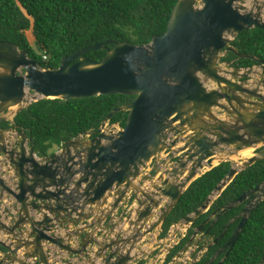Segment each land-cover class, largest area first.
Instances as JSON below:
<instances>
[{"label":"water","instance_id":"water-1","mask_svg":"<svg viewBox=\"0 0 264 264\" xmlns=\"http://www.w3.org/2000/svg\"><path fill=\"white\" fill-rule=\"evenodd\" d=\"M263 16L264 0H177L166 30L148 43L89 44L47 69L26 50L0 40V124L40 98L134 96L113 107L97 129L40 158L26 146L21 128L0 127V264H59L61 252L84 258L80 264H129L142 238L161 226L193 180L222 161L231 162L206 200L180 220L183 225L207 211L238 172L264 158V59L231 44L242 30H264ZM107 44L113 47H105L101 59L84 56ZM226 52L256 64L231 67L221 62ZM120 111L127 113L124 126L107 131ZM178 142L183 145L175 147ZM246 148L257 149L256 154L236 168L230 157ZM129 198L136 207L112 221ZM263 199L264 180L196 226L189 243L198 233L207 236L221 214L246 201L218 237L239 218L235 230L205 264L233 247ZM86 206L91 208L85 211ZM259 264H264V244Z\"/></svg>","mask_w":264,"mask_h":264},{"label":"trees","instance_id":"trees-1","mask_svg":"<svg viewBox=\"0 0 264 264\" xmlns=\"http://www.w3.org/2000/svg\"><path fill=\"white\" fill-rule=\"evenodd\" d=\"M177 0H0V40L16 44L26 50L28 57L39 62L42 68H56L63 56L75 50L107 40H120L130 44H146L152 36L166 30L173 6ZM30 30L33 45L26 31ZM231 44L238 52L264 59V30L250 28L240 31ZM91 50L84 56L99 60L105 55ZM43 55L46 56L43 59ZM221 62L231 67H248L256 64L250 58L237 59L233 52H226ZM134 96L124 94H99L84 98L63 100L40 98L22 108L13 116V124L21 128L39 157L50 155L63 143L80 133L98 128L103 118L118 105L130 102ZM126 112H117L109 123L124 126ZM9 125L8 121L1 124ZM231 166L222 161L193 180L182 193L161 224L160 238L166 236L171 225L197 209L222 180ZM264 180V158L238 172L217 196L208 210L202 213L168 252L164 262L180 251L190 240L194 228L213 210L233 201L242 193ZM243 208L240 204L221 214L209 234L217 237L199 259L192 264H205L235 230L239 218L227 230L223 226ZM208 224L204 226V229ZM264 244V199L258 203L241 229L233 247L222 251L212 264H259ZM0 250H4L0 246Z\"/></svg>","mask_w":264,"mask_h":264},{"label":"rangeland","instance_id":"rangeland-1","mask_svg":"<svg viewBox=\"0 0 264 264\" xmlns=\"http://www.w3.org/2000/svg\"><path fill=\"white\" fill-rule=\"evenodd\" d=\"M264 18V16H263ZM26 36L27 39L29 40V43H31L32 46L33 45V37L31 35L30 30L26 31ZM257 149H253L252 150V154H256ZM252 156V155H251ZM238 159L236 161H234V165H237L241 162H243V160H245L246 158L243 157H237ZM164 202H167V200L165 199ZM176 224H180L178 226L175 227L174 231L176 230L177 227H181V228H185L183 231H178L176 233V236L172 238V240H168V241H160L161 239H159V233L161 231L160 227L155 229L153 231V233L148 234L145 238L144 241L140 242V250L137 251L134 249L133 254H137L138 252H143V255L141 254H137L135 257V260L130 262L129 264H161L164 260V258L162 257V254L164 253V250H168L176 243V241L178 240L180 233L184 234L186 232V229L188 228V225H184L183 226V222L180 221ZM176 224H174L173 226H175ZM180 232V233H179ZM166 237V236H165ZM163 237V238H165ZM162 238V239H163ZM168 243L169 246H167L165 248V245ZM165 248V249H164ZM187 248V247H186ZM187 251H190L189 255L191 260H194L195 257H199L202 253L203 250L199 251L198 248L196 247V244H192L190 246V249L187 248ZM199 251V252H198ZM166 252V251H165ZM183 252V251H182ZM183 254V253H182ZM179 255L181 256L180 259H172L169 264H185L184 263V259H183V255ZM196 254L195 257H193V255ZM147 255V257H146ZM192 263V262H191Z\"/></svg>","mask_w":264,"mask_h":264},{"label":"flooded vegetation","instance_id":"flooded-vegetation-1","mask_svg":"<svg viewBox=\"0 0 264 264\" xmlns=\"http://www.w3.org/2000/svg\"><path fill=\"white\" fill-rule=\"evenodd\" d=\"M6 121H8V120H6ZM4 122H5V121H4ZM8 122H9V125H8L7 127H3V126H1V124H2L3 122L0 124V127H3V128H10V127L15 128L16 125H14L13 122H10V121H8ZM15 129H16V128H15ZM84 138H85V137H84ZM58 150H59V149H58ZM127 202H129V203H127V205H126L127 208H124V209H121V207H118V208H117L116 213H115V215H114V219L116 218V221H118V218L120 217V214L123 212V210H129V209L132 207V204H131V202H132V198H129V201H127ZM245 203H246V201H245L244 203H242V204H243V207H244ZM135 204H136V202H135ZM119 206H120V205H119ZM135 207H136V206H135ZM207 210H208V209H207ZM237 215H238V214H237ZM209 216H210V215H209ZM123 217H125V216H123ZM207 217H208V216H207ZM207 217H206V218H207ZM206 218H205V219H206ZM114 219H113V220H114ZM205 219H204V220H205ZM231 219H232V218H231ZM236 219H237V218H236ZM113 220H112V221H113ZM234 220H235V219H234ZM234 220H233V221H234ZM116 221H114V222H116ZM202 221H203V220H202ZM106 222H107V221L104 222V225L106 224ZM177 223H178V222H177ZM175 224H176V223H175ZM173 225H174V224H173ZM173 225H171V227H170V229L168 230V232H167L165 238L162 239V238L159 237V239H161L160 241H163V242H164V241L172 240V238L176 236V233H177L178 231H180V230L183 231V230L185 229V228L177 227L176 230L173 231L172 236L169 237L168 240H165L166 238H168V233L170 232V230L173 229V228L175 229V227L178 226V225H180V224H176L175 226H173ZM190 225H191V224H190ZM190 225H188V227H189ZM183 226H184V225H183ZM207 226H208V225H207ZM195 228H196V227H195ZM195 228H194V230H195ZM160 229H161V226H160ZM174 229H173V230H174ZM186 230H187V229H186ZM193 232H194V231H193ZM179 233H180V232H179ZM185 233H186V232H185ZM185 233H184V234H185ZM159 234H160V233H159ZM184 234L180 233V236H179V238H178V240L176 241L175 244H177V242L179 241V239H180L181 237H183ZM200 234H201V233H198V235H195V236H194V239H193V241H192L191 243H189V241H188V242L184 245V247H183L180 251H178V252H177V253L171 258V260H172V259H175V258L180 259L181 256H179V255H181L182 253L184 254V256H183V258H184L186 252H189V253H190V251H187V248L190 249V246H191L192 244H196V247L198 248L199 251L203 250V252H205V250H206L211 244H214V243L216 242V241H214V239H216L217 237H215L214 235H210V234H208L207 236H204V237L201 238V235H200ZM219 235H220V234H219ZM219 235H218V236H219ZM146 236H147V235H146ZM146 236H145V237H146ZM145 237H143L142 240H141L140 242L144 241V238H145ZM191 237H193V233H192ZM190 239H191V238H190ZM175 244H174V245H175ZM174 245H173V246H174ZM207 245H208V246H207ZM140 246H141V245H140V243H139V245H137V247L135 248V250L139 251V250H140V249H139ZM167 246H169L168 243L165 245V248H166ZM173 246H172V247H173ZM222 246H223V245H222ZM222 246H221L220 248H222ZM172 247H171V248H172ZM186 247H187V248H186ZM165 248H164V249H165ZM171 248H170V249H171ZM220 248H218V249H220ZM170 249H169V251H170ZM218 249H217V250H218ZM217 250H216V251H217ZM165 251H166V252H165ZM169 251H168V250H164V253L162 254V257L164 258V260H165V258H166V256H167V254H168ZM182 251H183V252H182ZM199 251H198V252H199ZM216 251H215V252H216ZM222 251H224V250H222ZM222 251H221V252H222ZM215 252H214V253H215ZM221 252H220V253H221ZM214 253H213V254H214ZM220 253H218V255L216 256V259H217V257L219 256ZM137 254H141V255H143V252L141 251V252H138ZM137 254H136V255H137ZM183 254H182V255H183ZM213 254H212V255H213ZM212 255H211V256H212ZM195 256H196V254L193 255V257H195ZM200 256H201V255H200ZM200 256H199V257H200ZM211 256H210V257H211ZM135 257H136V256H135ZM146 257H147V255H146ZM188 257H189L188 260H184V263H185V264H192L193 262H195V261H197V260L199 259V257H195L194 260H191L189 254H188ZM80 259H84V258H80ZM134 259H135V258H134ZM216 259H215V260H216ZM164 260L161 261V262L163 263ZM171 260H170V261H171ZM170 261H169V262H170ZM169 262H168L167 264H169ZM191 262H192V263H191ZM214 262H215V261H214ZM162 263H161V264H162Z\"/></svg>","mask_w":264,"mask_h":264},{"label":"crops","instance_id":"crops-1","mask_svg":"<svg viewBox=\"0 0 264 264\" xmlns=\"http://www.w3.org/2000/svg\"><path fill=\"white\" fill-rule=\"evenodd\" d=\"M13 116H14V114H11L10 116H8L7 120L10 121V122H13ZM176 124H177V123H175V125H176ZM189 133H190V131H188L185 135H188ZM185 135H183V136H185ZM173 137H174V136H172V135L169 136L170 139L173 138ZM28 145H29V140L27 139V141H26V146L28 147ZM182 145H183V142H178V143L175 145V147H180V146H182ZM34 153H35V152H34ZM165 153H166V152H165ZM35 155H36L37 158H40L36 153H35ZM73 168H76V166L73 167ZM146 171H147V169H144V170H142L141 172H142V174H144ZM10 173H12V172H10ZM78 175H79V174H77V175H75V176L73 177V181L76 180V178H78ZM84 185H85V184L83 183L82 186H84ZM144 186H145V187H144V190H145L146 188H148V187H146V186H148V183H145ZM52 189H53V188H48V190H52ZM129 194H130V191L127 193V196H128ZM12 200H13V199L11 198V201H12ZM112 201H113V198H112V197H109V198H108V204H110ZM128 201H129V200H128ZM127 203H129V202H123L119 207H121V209L127 208V207H126ZM2 204H3L4 206H6V205L8 204V201H6V202L2 201ZM135 206H136V204H135V202H133V203H132V207L135 208ZM89 208H91V207L86 206V207H85V211H87ZM104 208H106V206H105ZM31 214L33 215V213H31ZM113 221H116V218H115ZM85 222H87V221H85ZM85 222H84V223H85ZM102 224H104V221H103V222H100V223H99V226H101ZM1 237L4 238L2 235H1ZM76 242H77V240L74 241V244H75ZM22 251H23V248L17 251V253H18V257H19V258H20V256L22 255ZM59 254H61V260L63 261V262L61 261L59 264H64V261H67V260L70 261V264H80V261H81V260L83 261V259L78 260V259H76V258H68L65 254H62V252L59 253ZM188 254H189V252H186V253H185V257L183 258L184 260H188V259H189ZM28 263H29V262H28ZM29 264H30V263H29ZM50 264H52V263H50Z\"/></svg>","mask_w":264,"mask_h":264},{"label":"bare ground","instance_id":"bare-ground-1","mask_svg":"<svg viewBox=\"0 0 264 264\" xmlns=\"http://www.w3.org/2000/svg\"><path fill=\"white\" fill-rule=\"evenodd\" d=\"M252 150H253V148H246V149H243V150H241V151H239L236 155H233V156H231L230 157V159L233 161H236L238 158L237 157H243V158H248V157H250L251 155H252ZM220 159V157H217L214 161H213V164H216L217 163V161ZM233 161V162H234ZM233 165H234V163H233ZM236 168H239L240 166H241V163H239V164H237V165H234ZM207 167H204V169H206ZM203 169V170H204ZM202 171V170H201ZM201 171H199V172H201Z\"/></svg>","mask_w":264,"mask_h":264},{"label":"built area","instance_id":"built-area-1","mask_svg":"<svg viewBox=\"0 0 264 264\" xmlns=\"http://www.w3.org/2000/svg\"><path fill=\"white\" fill-rule=\"evenodd\" d=\"M46 56L43 55V59H45ZM42 68V67H41ZM121 128V126L118 124V123H114L111 127H107L106 130L107 131H111V132H116L117 130H119ZM85 138H88V135H84ZM174 229V228H173ZM173 229L170 230V232L168 233V238H166L165 240H168L169 237L172 236V233H173Z\"/></svg>","mask_w":264,"mask_h":264},{"label":"clouds","instance_id":"clouds-1","mask_svg":"<svg viewBox=\"0 0 264 264\" xmlns=\"http://www.w3.org/2000/svg\"><path fill=\"white\" fill-rule=\"evenodd\" d=\"M58 149H60V148H58Z\"/></svg>","mask_w":264,"mask_h":264}]
</instances>
